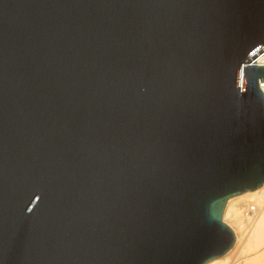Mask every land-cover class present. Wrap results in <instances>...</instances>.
I'll use <instances>...</instances> for the list:
<instances>
[{
	"label": "water",
	"instance_id": "obj_1",
	"mask_svg": "<svg viewBox=\"0 0 264 264\" xmlns=\"http://www.w3.org/2000/svg\"><path fill=\"white\" fill-rule=\"evenodd\" d=\"M263 57L264 0H0V264L226 254Z\"/></svg>",
	"mask_w": 264,
	"mask_h": 264
},
{
	"label": "bare ground",
	"instance_id": "obj_2",
	"mask_svg": "<svg viewBox=\"0 0 264 264\" xmlns=\"http://www.w3.org/2000/svg\"><path fill=\"white\" fill-rule=\"evenodd\" d=\"M248 200H256L255 207L253 204L250 205ZM261 201L264 202V184L256 190L246 191L228 200L223 219L235 233V244L226 254L214 258L206 264H229L230 256L232 257L236 250L240 254V259L238 256L235 259L236 263L264 264V204H261ZM251 213L252 215H250ZM246 215L249 218L251 216V220L253 216H257L249 229L248 226L252 222L249 219H247L249 224L245 222Z\"/></svg>",
	"mask_w": 264,
	"mask_h": 264
},
{
	"label": "rangeland",
	"instance_id": "obj_3",
	"mask_svg": "<svg viewBox=\"0 0 264 264\" xmlns=\"http://www.w3.org/2000/svg\"><path fill=\"white\" fill-rule=\"evenodd\" d=\"M248 203H250V205L253 204V206H255L256 204H254V203H256V200H255V201H254V200H250V201L248 200ZM260 203H261V204H264V202H262V201H261ZM245 207H246V206H245ZM243 210L245 211V208H244ZM256 214H258V213H256ZM244 215H245V212H244ZM250 215H252V213H251ZM254 217H255V216H253V218H252V220H251V219H250L251 216H250V218H249V217H247V215H246V221H245V222H247V223H248L249 221H250V222H252V221L254 222V220L257 218V216H256L255 218H254ZM244 218H245V216H244ZM247 219H249V221H248ZM250 222H249V223H250ZM253 222L250 223V224L248 223L249 226H248L247 223H245V224H247L246 226H248V229H249V227L253 224ZM236 251H237V250H236ZM236 251H234V254L232 253L234 256L231 254L232 257L230 256V259H229V260H230V263H229V264H235V263H236V262H235V259H237V258H236L237 256H238V258L240 259V254L238 253V251H237V252H236ZM235 255H236V256H235ZM236 264H239V263H236Z\"/></svg>",
	"mask_w": 264,
	"mask_h": 264
},
{
	"label": "built area",
	"instance_id": "obj_4",
	"mask_svg": "<svg viewBox=\"0 0 264 264\" xmlns=\"http://www.w3.org/2000/svg\"><path fill=\"white\" fill-rule=\"evenodd\" d=\"M249 65L264 66V57L260 61L250 62V63L247 62V63L243 64L241 67V76L244 77V69L246 66H249ZM259 86H260V89L262 90V92L264 93V81H262L261 79L259 80ZM242 88H243V84H242ZM253 207H255V206H253Z\"/></svg>",
	"mask_w": 264,
	"mask_h": 264
}]
</instances>
